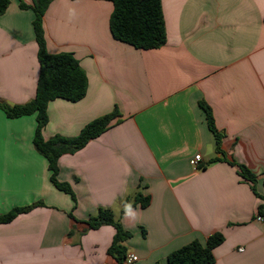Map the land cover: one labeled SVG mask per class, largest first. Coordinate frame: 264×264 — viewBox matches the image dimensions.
Segmentation results:
<instances>
[{
  "label": "crops",
  "instance_id": "obj_1",
  "mask_svg": "<svg viewBox=\"0 0 264 264\" xmlns=\"http://www.w3.org/2000/svg\"><path fill=\"white\" fill-rule=\"evenodd\" d=\"M0 15V102L35 96L39 64L31 0H9ZM165 44L137 50L114 40L106 0H53L43 19L46 49L69 52L87 77L85 97L47 105L45 140L76 137L93 120L119 116L100 136L58 161L50 181L33 138L36 116L0 109V264H114V229L84 224L112 210L131 237L133 263L168 264L169 255L221 233L213 264H264V0H160ZM200 103L222 135L219 152ZM200 155L199 169L190 160ZM219 159L215 160L214 159ZM244 166L255 182L244 181ZM254 191H253V188ZM149 196L146 208L135 195ZM128 202L122 212L123 202ZM264 218V216H261ZM241 249V250H240Z\"/></svg>",
  "mask_w": 264,
  "mask_h": 264
},
{
  "label": "trees",
  "instance_id": "obj_2",
  "mask_svg": "<svg viewBox=\"0 0 264 264\" xmlns=\"http://www.w3.org/2000/svg\"><path fill=\"white\" fill-rule=\"evenodd\" d=\"M52 1L31 0L30 6L20 3L21 9L31 8L34 13L32 26L38 47L37 59L39 64L36 92L34 98L24 104L8 105L0 102V109L9 119L30 115L36 116L33 145L36 151L45 157L48 162L50 181L53 186L57 190L68 194L75 202L70 186L57 180L59 158L65 154L77 152L90 140L103 134L110 127L112 121L119 116V113L114 109L110 114L93 120L73 138L56 135L45 140L42 137V131L48 123L46 112L48 103L55 99L75 103L85 97L87 90V77L74 55L69 52L50 54L46 49L42 19ZM106 1L111 2L113 5L109 19V30L114 40L130 45L137 50L158 49L165 44L166 33L160 0ZM9 3V0H0V15L5 12ZM200 106L205 113L207 126L213 134L215 148L219 152L222 135L214 126L209 107L205 103H200ZM215 160L219 159L215 158L213 161ZM230 164L237 167L238 174L244 181L254 184L255 176L247 168L234 162ZM149 202V196H143L141 193L135 195V203H138L141 208H146ZM35 205L13 209L8 214L0 217V223H8L18 214L28 212ZM127 205L128 202H123L122 212ZM258 213L264 216V205L258 207ZM84 224L89 230H96L102 226L113 227L115 233L111 245L107 249V255L114 261V264H124L126 250L123 243L131 237V234L123 229L112 210L99 208L96 214L91 216ZM223 240L224 237L219 232L210 235L204 244L194 240L172 252L167 262L168 264H213V250Z\"/></svg>",
  "mask_w": 264,
  "mask_h": 264
},
{
  "label": "built area",
  "instance_id": "obj_3",
  "mask_svg": "<svg viewBox=\"0 0 264 264\" xmlns=\"http://www.w3.org/2000/svg\"><path fill=\"white\" fill-rule=\"evenodd\" d=\"M202 158L200 155H195L191 160H190V165L194 168V169H199V163L201 162ZM258 221H262L264 220V218H262L261 216H257L256 218ZM241 250V249H240ZM126 262L128 263H133L136 260V257L134 254H129L126 258H125Z\"/></svg>",
  "mask_w": 264,
  "mask_h": 264
}]
</instances>
